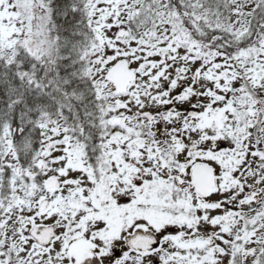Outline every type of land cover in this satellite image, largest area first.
<instances>
[{
  "label": "snow or ice",
  "instance_id": "obj_1",
  "mask_svg": "<svg viewBox=\"0 0 264 264\" xmlns=\"http://www.w3.org/2000/svg\"><path fill=\"white\" fill-rule=\"evenodd\" d=\"M0 264H264V0H0Z\"/></svg>",
  "mask_w": 264,
  "mask_h": 264
}]
</instances>
